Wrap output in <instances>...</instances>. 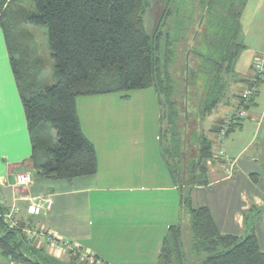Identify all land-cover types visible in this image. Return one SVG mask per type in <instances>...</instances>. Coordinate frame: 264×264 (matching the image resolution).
<instances>
[{
	"label": "crops",
	"instance_id": "crops-1",
	"mask_svg": "<svg viewBox=\"0 0 264 264\" xmlns=\"http://www.w3.org/2000/svg\"><path fill=\"white\" fill-rule=\"evenodd\" d=\"M233 3L234 12L229 13L228 8L221 17L224 23L217 20L216 24L232 29V42L240 50L227 59L225 67L215 70L221 82L216 107L205 118L195 120L213 142L215 158L207 162L208 184L195 186L190 193L193 208H207L220 235L244 238L254 230L264 253V80L248 108V119L223 140L214 133L239 108L242 93L251 86L255 63L264 59V0ZM209 4L202 22L210 12ZM211 12L214 15L212 8ZM187 60L191 71L194 64V71L200 70L198 60L190 55ZM143 91L155 95L153 102L147 94L139 95ZM134 92L136 101L129 98L132 92L77 99L82 132L97 152L96 174L73 180L38 177L31 163L33 144L21 93L0 25V214L15 210L24 235L30 226L37 227L80 245L104 264H159L170 228L184 221L182 191L163 156L167 121L162 99L155 88ZM113 95L121 97L118 101L124 111L130 108L114 121L107 115L110 111H103L102 102ZM118 101L116 98V104ZM185 108L194 115L204 107L188 93ZM106 119L123 127L106 126L102 122ZM132 121L139 126L131 127ZM52 135L55 140L53 130ZM220 150L235 163L232 175L216 157ZM25 172L33 174V183L16 185V176ZM40 197L50 198L53 207L33 217L29 209ZM29 245L45 256L63 262L69 259L67 253L44 242ZM0 264L15 263L0 252Z\"/></svg>",
	"mask_w": 264,
	"mask_h": 264
},
{
	"label": "trees",
	"instance_id": "trees-1",
	"mask_svg": "<svg viewBox=\"0 0 264 264\" xmlns=\"http://www.w3.org/2000/svg\"><path fill=\"white\" fill-rule=\"evenodd\" d=\"M5 1L11 0H0V9ZM29 2L34 11L24 18L23 24L47 29L51 73L44 74L42 69L30 72L29 63L21 58L26 52L13 48L1 13L0 25L32 138L33 172L41 178L60 180L96 174L97 152L82 132L77 99L155 88L167 121L163 156L182 191L183 217L188 221V226L184 227V218L180 225L170 228L159 264H264V253L254 230L244 238L220 235L209 210L193 208L190 193L193 187L208 184L207 162L215 158L213 142L198 129L195 120L205 118L218 102L221 82L215 70L220 67V71L231 56L230 51L222 52L234 42L233 32L228 30L226 42L228 28L216 23L223 22L222 14L228 8L229 13L234 12L233 0L207 1L208 9L215 11L214 15L209 12V24L221 27L223 40L218 36L219 44H213L207 35L194 44L193 60H198L200 69L196 72L188 67L183 42L174 41L163 30L169 9L161 13L150 35L142 21L145 0ZM233 23L238 25V21ZM188 93L203 104V112L192 115L185 108ZM225 122L214 133L219 135ZM52 130L57 135L55 140ZM190 149L195 153L192 159L188 157ZM253 180L257 183L256 178ZM3 216L0 252L15 264H83L75 257L63 262L45 256L26 242L22 223L19 229H10ZM186 233L191 235L189 244Z\"/></svg>",
	"mask_w": 264,
	"mask_h": 264
},
{
	"label": "rangeland",
	"instance_id": "rangeland-1",
	"mask_svg": "<svg viewBox=\"0 0 264 264\" xmlns=\"http://www.w3.org/2000/svg\"><path fill=\"white\" fill-rule=\"evenodd\" d=\"M3 1L4 0H2V2ZM206 5L207 0H145L142 12V21L147 29V32L152 35L154 29L156 28L155 24L159 21L161 13L165 9H169L170 14L164 21L163 30L167 31L174 41L176 40V42H183L181 44L182 52H185L187 56L190 55L191 58H193L195 50L193 46L194 44L197 45L201 41L200 37H206L207 35H209L208 42H211L213 44H219L220 39L218 38V36L221 37V40H223L221 27L216 26V24L212 26H210L209 24V17L212 13L211 9L210 14L208 12L205 21L202 22L204 20L203 17ZM33 11L34 7L33 5H31L29 0L5 1L2 9H0V13L3 15L4 26L6 27V29H8L9 36L12 40V46L13 48L15 47L17 51L22 49L24 52H26V56H21V58L24 62H27V64H31H28V67L31 68L30 72L35 73L38 69H42L44 74H48L52 72V60L48 48L47 29L45 27L35 28L25 26L23 24L24 18ZM231 22H234V18H232ZM229 30L231 32L232 29L230 28ZM227 32L228 31L226 29V42H228L229 38ZM191 49L192 52L189 53ZM238 50H240L238 46L233 43V46L231 44V46L227 47V51L225 48L222 53L225 54L226 52L230 51L229 55H231L230 57L233 58L234 53L238 52ZM18 58L20 59V57ZM193 67L194 71L196 68V64H194ZM150 93L151 91H143L139 95L142 96L143 94H147V98H149L153 102L155 95L151 96ZM129 96V98L132 97L133 100L135 99V101L138 100L137 97L135 98V92L130 93ZM113 97H107L105 101H102L105 104L103 111H106V113H108L107 111H110L113 114H107L108 116H111V118L113 119L112 121H114L116 117L121 119L122 117H124L125 112H129L130 110L129 108L124 111L125 108L122 106V103H119L118 101L119 99H121L120 96L113 95ZM116 98L118 101L117 104L115 102ZM124 106L127 107V105ZM102 122H106V126L115 127L116 130H120L121 127H123L118 124L109 122V119L102 120ZM123 122L125 123L126 120ZM129 125L131 127L137 128L139 126V123L132 121V124ZM193 151L194 150L190 149L188 152V157L190 159L195 157V153H193ZM136 167L137 166H135V168ZM185 226H188V221L186 218L184 222V227ZM190 237V233H186V242L188 244L190 243Z\"/></svg>",
	"mask_w": 264,
	"mask_h": 264
},
{
	"label": "built area",
	"instance_id": "built-area-1",
	"mask_svg": "<svg viewBox=\"0 0 264 264\" xmlns=\"http://www.w3.org/2000/svg\"><path fill=\"white\" fill-rule=\"evenodd\" d=\"M255 74L251 81V86L248 87L241 95L242 105L233 112V114L227 119L225 124L221 127L219 133V139L223 140L232 128L240 126L249 117V106L252 103L255 95L259 90L260 83L264 80V59H258L254 66ZM217 159H222L225 162V171L227 174L232 175L234 173L235 163L228 159L223 150H220ZM33 174L31 172L20 173L16 176V185L29 186L33 183ZM53 207V201L50 198H37L29 209L31 216H40L44 211L49 212ZM5 224L10 229H19L21 221L19 220L15 210L4 215ZM25 239L29 244L35 242L45 243L54 249L65 252L69 257H75L84 264H104L99 256L85 251L82 247L76 243L67 241L55 234L48 231L38 229L37 227L27 228L25 230Z\"/></svg>",
	"mask_w": 264,
	"mask_h": 264
}]
</instances>
